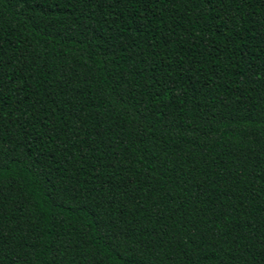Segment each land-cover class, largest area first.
I'll use <instances>...</instances> for the list:
<instances>
[{
    "label": "trees",
    "instance_id": "trees-1",
    "mask_svg": "<svg viewBox=\"0 0 264 264\" xmlns=\"http://www.w3.org/2000/svg\"><path fill=\"white\" fill-rule=\"evenodd\" d=\"M0 264H264V0H0Z\"/></svg>",
    "mask_w": 264,
    "mask_h": 264
}]
</instances>
